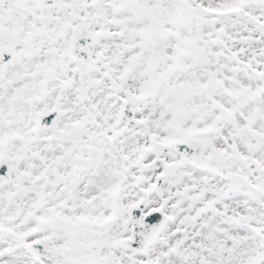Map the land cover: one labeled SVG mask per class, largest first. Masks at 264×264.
<instances>
[{
	"label": "snow or ice",
	"instance_id": "snow-or-ice-1",
	"mask_svg": "<svg viewBox=\"0 0 264 264\" xmlns=\"http://www.w3.org/2000/svg\"><path fill=\"white\" fill-rule=\"evenodd\" d=\"M0 264H264V0H0Z\"/></svg>",
	"mask_w": 264,
	"mask_h": 264
}]
</instances>
